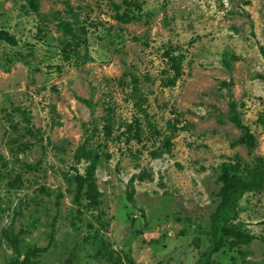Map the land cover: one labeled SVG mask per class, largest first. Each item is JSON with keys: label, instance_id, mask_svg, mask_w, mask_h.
<instances>
[{"label": "rangeland", "instance_id": "rangeland-1", "mask_svg": "<svg viewBox=\"0 0 264 264\" xmlns=\"http://www.w3.org/2000/svg\"><path fill=\"white\" fill-rule=\"evenodd\" d=\"M0 29L17 41L0 39V264L10 227L21 252L46 247L35 264H109L106 243L120 264H195L220 164L249 159L223 82L264 155V0H0ZM86 136L106 230L73 201ZM234 222L252 239L228 238L211 262L264 264V192Z\"/></svg>", "mask_w": 264, "mask_h": 264}, {"label": "trees", "instance_id": "trees-1", "mask_svg": "<svg viewBox=\"0 0 264 264\" xmlns=\"http://www.w3.org/2000/svg\"><path fill=\"white\" fill-rule=\"evenodd\" d=\"M113 7L118 9L119 6L113 4ZM32 8L36 10L37 6L32 4ZM61 25V28L66 33L71 34L69 23ZM0 39L11 45L17 43L15 37L3 29H0ZM68 45L70 46L71 43L69 42ZM261 53L264 63V50ZM223 62L226 66H229L227 61L225 62L223 60ZM223 85L227 90L228 96V110L225 117L227 121L231 122L240 131V135L234 143L240 144L246 149L249 159L248 161H242L239 158H235L220 164L216 176V182L218 184V189L215 192L216 204L208 217L209 246L201 253V257L195 264H216L211 262V257L224 246L228 238L234 239L230 241L231 244L248 243L252 239V235L241 230L242 224L240 222H234V220L237 218L239 212V201L246 193L264 192V155H256L254 152L257 146V139L248 126L244 124L238 113L237 102L231 91V82H223ZM77 100L84 103L90 109L93 107L91 100L79 96ZM90 115L93 118L92 110ZM90 139L91 136H86L74 150L73 158L75 164L77 165L83 162L86 165L83 172L78 171L77 167H74L75 173L71 176L74 194L73 201L81 205L83 199L86 202L85 206L87 209L97 211V222H99L103 230H106L109 222H105L104 220L102 222L99 221L104 216L105 211L102 207V192L99 190L96 180V169L103 156L98 149L90 146ZM134 180L135 176H131L127 183L131 188V191L127 194V199L131 201L133 200L132 194L134 193V188L132 184ZM19 235L20 232H15L12 227L2 230V238L10 245L14 254L13 257L5 260L3 264H35L34 257L46 250V247L38 248L33 246L21 252ZM105 252L109 255V264L121 263L122 257L110 248L108 243L105 244ZM125 258L128 264H135L129 255H126Z\"/></svg>", "mask_w": 264, "mask_h": 264}]
</instances>
